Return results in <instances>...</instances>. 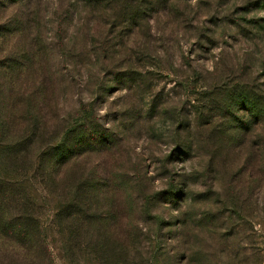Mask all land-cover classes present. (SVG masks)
<instances>
[{"label": "rangeland", "instance_id": "rangeland-1", "mask_svg": "<svg viewBox=\"0 0 264 264\" xmlns=\"http://www.w3.org/2000/svg\"><path fill=\"white\" fill-rule=\"evenodd\" d=\"M19 2L4 13L23 15L26 48L38 39L47 55L44 141L72 127L80 154L72 227L88 253L64 254L56 205L30 181L54 264H93L103 205L136 238L106 246L114 264H264V121L237 98L264 104V0Z\"/></svg>", "mask_w": 264, "mask_h": 264}, {"label": "trees", "instance_id": "trees-1", "mask_svg": "<svg viewBox=\"0 0 264 264\" xmlns=\"http://www.w3.org/2000/svg\"><path fill=\"white\" fill-rule=\"evenodd\" d=\"M19 3V0H0V264H54L44 229L38 221L35 185L44 193L43 199L50 197L56 205L52 221L63 242L64 254L72 257L76 251H86L84 243L83 248L74 243L80 233L72 227V191L77 192L81 186H76L72 180V161L80 154L75 149L72 127L66 130L59 144L44 141L47 109L45 100L40 99V90L43 82L46 84L45 74L49 75L46 73L47 55L38 39H31L26 50L24 35L29 23L22 22L23 15L12 19L10 14L4 13L9 7H20ZM15 40L21 48L17 54L11 51ZM28 81L32 83L29 90L25 85ZM50 94L51 89L47 90L46 97ZM237 98L244 106L242 110L252 109L255 123L264 121V104L257 105L255 95L245 93ZM82 142L83 148L90 144L88 140ZM31 180L37 184L32 185ZM88 186L91 192H97L100 187L93 181ZM84 189L81 193L84 200L94 205L89 188ZM82 207L84 213L93 211V207L87 209L84 204ZM103 207L95 210L93 221L99 229L97 232L101 233L96 239L99 250L89 254L93 264H114L115 254L106 248L112 249L113 244L120 242L116 247L127 252L125 248L132 247L136 238L130 233L127 219L125 223L121 221V233L117 232L115 218L106 217ZM85 223L90 225V219L86 218ZM126 255L118 257L117 262L126 264Z\"/></svg>", "mask_w": 264, "mask_h": 264}]
</instances>
